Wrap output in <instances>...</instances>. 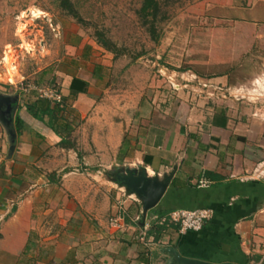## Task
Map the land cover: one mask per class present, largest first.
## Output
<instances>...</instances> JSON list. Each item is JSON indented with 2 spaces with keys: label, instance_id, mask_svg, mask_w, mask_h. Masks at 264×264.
Segmentation results:
<instances>
[{
  "label": "crops",
  "instance_id": "0c3cea01",
  "mask_svg": "<svg viewBox=\"0 0 264 264\" xmlns=\"http://www.w3.org/2000/svg\"><path fill=\"white\" fill-rule=\"evenodd\" d=\"M210 1L227 14L216 28L220 41L210 45L220 50L205 72L191 66L183 72L220 88L215 97L165 89L152 105L147 96L105 91V66L60 71L51 79L61 85L60 137L49 118L32 114L40 100L0 89L5 98L18 97L11 119L0 102V258L9 264H182L177 251L209 264H264V178L258 175L264 167V0ZM2 52L0 44V69ZM75 78L87 84L76 97L70 95ZM121 167L127 171L116 173ZM142 172L169 182L146 215L143 202L118 181ZM202 180L209 186L201 188ZM201 209L214 217L198 233L159 221L174 210ZM114 217L118 227L111 225ZM155 225L166 229L152 234Z\"/></svg>",
  "mask_w": 264,
  "mask_h": 264
},
{
  "label": "rangeland",
  "instance_id": "374dc122",
  "mask_svg": "<svg viewBox=\"0 0 264 264\" xmlns=\"http://www.w3.org/2000/svg\"><path fill=\"white\" fill-rule=\"evenodd\" d=\"M71 1L79 19L56 0H0V44L5 51L0 80L9 84H0L4 93L32 94L33 99L44 100L39 90L61 87L51 83L55 73L80 68L92 72L105 66L108 75L101 83L105 91L121 97L147 96L154 105L160 93L171 90L162 70L182 74L191 66L193 73L205 72L206 62L220 50L210 45L219 40L216 28L226 24L222 19L227 14L210 0H161L166 17L159 23V43L142 25L138 14L142 0ZM100 34L116 44L119 55L98 44ZM117 169L120 174L127 171ZM258 175L264 178V167ZM9 261L0 258V264Z\"/></svg>",
  "mask_w": 264,
  "mask_h": 264
},
{
  "label": "trees",
  "instance_id": "16d2710c",
  "mask_svg": "<svg viewBox=\"0 0 264 264\" xmlns=\"http://www.w3.org/2000/svg\"><path fill=\"white\" fill-rule=\"evenodd\" d=\"M59 3L60 8L66 11L68 14L72 15L75 18H80L79 11L77 7L73 4L71 0H56ZM141 19L142 25L146 28L147 32L150 34L151 39L155 43H159L162 38V32L159 30V23L165 19V11L163 10V4L161 0H142L141 8L138 12ZM98 44L104 48L106 51L119 55L120 49L106 38L103 34H100L97 38ZM87 92V84L77 78H75L70 86V95L76 97L80 93ZM41 105V106H40ZM61 105L52 104L45 102V100H40L38 105L30 108L32 114L40 121H45L46 118H49V126L56 132L60 137L61 133L58 125V121L61 118ZM23 122L18 118V125L21 126ZM3 170V167H2ZM164 215L160 216L163 218ZM166 229V226L155 225L152 228V234H160Z\"/></svg>",
  "mask_w": 264,
  "mask_h": 264
},
{
  "label": "built area",
  "instance_id": "2783aa9c",
  "mask_svg": "<svg viewBox=\"0 0 264 264\" xmlns=\"http://www.w3.org/2000/svg\"><path fill=\"white\" fill-rule=\"evenodd\" d=\"M161 75L163 78H167L171 85V90L174 92L182 91H194L199 94H205L208 97H215V93L220 90V88L215 87L210 84L208 80L202 79L199 76L188 72L178 74L176 71H170L168 69L162 70ZM195 85V86H194ZM211 90L213 92H211ZM40 98L48 100L54 103H62V95L56 89H42L39 90ZM201 188H206L209 186L207 180H202L199 184ZM214 217L213 211L209 209L201 210H174L168 213L165 217L159 218L160 223H169L179 227L182 233L187 232H201L206 224L212 220ZM120 218L114 217L111 220V225L113 227H118L120 224ZM143 237L147 235V231L142 232Z\"/></svg>",
  "mask_w": 264,
  "mask_h": 264
},
{
  "label": "water",
  "instance_id": "95a60500",
  "mask_svg": "<svg viewBox=\"0 0 264 264\" xmlns=\"http://www.w3.org/2000/svg\"><path fill=\"white\" fill-rule=\"evenodd\" d=\"M17 101L18 97L5 98L0 95V102L8 106V110L5 112L7 115H11L12 105ZM16 139L17 135L12 132L11 140L13 145L10 149L11 153H14L15 151ZM118 181L122 183L129 192L135 194L143 202L145 215L160 204L169 187L168 180L161 182L158 179L149 178L146 172H142L140 175L129 174L126 176H118ZM173 253L178 262L182 264H209L183 258L177 251H173Z\"/></svg>",
  "mask_w": 264,
  "mask_h": 264
},
{
  "label": "flooded vegetation",
  "instance_id": "af4514ba",
  "mask_svg": "<svg viewBox=\"0 0 264 264\" xmlns=\"http://www.w3.org/2000/svg\"><path fill=\"white\" fill-rule=\"evenodd\" d=\"M7 110H8V106L4 108V112H6ZM6 117L11 119L12 116L8 114V115H6Z\"/></svg>",
  "mask_w": 264,
  "mask_h": 264
},
{
  "label": "bare ground",
  "instance_id": "6f19581e",
  "mask_svg": "<svg viewBox=\"0 0 264 264\" xmlns=\"http://www.w3.org/2000/svg\"><path fill=\"white\" fill-rule=\"evenodd\" d=\"M7 61L9 60V58L8 59H6ZM10 63V62H9Z\"/></svg>",
  "mask_w": 264,
  "mask_h": 264
}]
</instances>
